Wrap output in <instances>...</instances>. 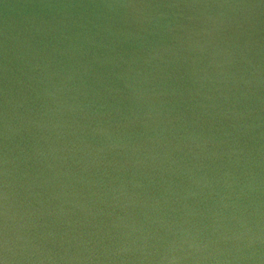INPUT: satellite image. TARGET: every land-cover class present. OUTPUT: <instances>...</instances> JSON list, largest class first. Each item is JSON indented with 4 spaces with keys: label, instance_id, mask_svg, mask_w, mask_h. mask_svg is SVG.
Returning a JSON list of instances; mask_svg holds the SVG:
<instances>
[{
    "label": "water",
    "instance_id": "95a60500",
    "mask_svg": "<svg viewBox=\"0 0 264 264\" xmlns=\"http://www.w3.org/2000/svg\"><path fill=\"white\" fill-rule=\"evenodd\" d=\"M0 264H264V0H0Z\"/></svg>",
    "mask_w": 264,
    "mask_h": 264
}]
</instances>
